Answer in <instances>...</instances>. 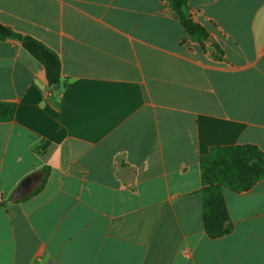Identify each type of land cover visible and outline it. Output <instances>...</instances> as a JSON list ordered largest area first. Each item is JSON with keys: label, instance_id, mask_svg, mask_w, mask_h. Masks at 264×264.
Segmentation results:
<instances>
[{"label": "crops", "instance_id": "obj_1", "mask_svg": "<svg viewBox=\"0 0 264 264\" xmlns=\"http://www.w3.org/2000/svg\"><path fill=\"white\" fill-rule=\"evenodd\" d=\"M188 14L204 50L165 0H0L65 84L0 39V102L16 107L0 122V264H264V179L223 190L229 231L211 238L199 169L216 146L264 152V0Z\"/></svg>", "mask_w": 264, "mask_h": 264}, {"label": "trees", "instance_id": "obj_2", "mask_svg": "<svg viewBox=\"0 0 264 264\" xmlns=\"http://www.w3.org/2000/svg\"><path fill=\"white\" fill-rule=\"evenodd\" d=\"M187 36L201 49L209 38L207 30L194 22L188 14L189 0H165ZM0 39L18 41L21 46L38 61L44 70L45 80L49 87L63 85L60 76V61L58 56L41 42L30 36H24L12 31L0 23ZM217 53L222 50L213 45ZM15 105L0 102V122L10 121L15 115ZM199 169L201 178L202 221L205 233L216 238L226 234L229 228L226 223L229 215L223 190L228 189L240 193L251 189L264 179V152L255 145L216 146L200 157ZM46 178L48 170L44 171ZM42 186H39L38 190Z\"/></svg>", "mask_w": 264, "mask_h": 264}, {"label": "water", "instance_id": "obj_3", "mask_svg": "<svg viewBox=\"0 0 264 264\" xmlns=\"http://www.w3.org/2000/svg\"><path fill=\"white\" fill-rule=\"evenodd\" d=\"M207 42H208V43L213 42V37L210 36V37L207 39ZM52 88H53V90L57 91V90L59 89V85H58V84H57V85H54Z\"/></svg>", "mask_w": 264, "mask_h": 264}]
</instances>
